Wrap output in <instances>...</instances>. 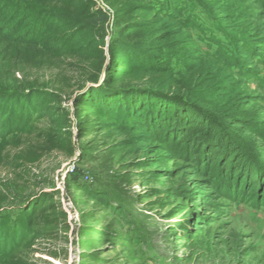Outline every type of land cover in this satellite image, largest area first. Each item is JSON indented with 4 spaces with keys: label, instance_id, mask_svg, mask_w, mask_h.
I'll list each match as a JSON object with an SVG mask.
<instances>
[{
    "label": "trees",
    "instance_id": "16d2710c",
    "mask_svg": "<svg viewBox=\"0 0 264 264\" xmlns=\"http://www.w3.org/2000/svg\"><path fill=\"white\" fill-rule=\"evenodd\" d=\"M191 1L203 7L228 45L210 33L202 38L217 45L215 51L185 57V46L194 41L189 28L201 26L192 12L184 18ZM258 1L264 7V0ZM248 21L235 0L4 1L0 139L37 131L49 144L63 145L71 134L73 107L80 130L115 140L113 153L122 161L132 157L123 165L140 184H151L144 197L150 205L161 211L170 206L168 217L184 218L195 212L189 210L191 195L165 187L175 177L171 166L177 157L190 162L187 173L210 175L217 159L213 151L227 147L225 142L229 146L244 134L264 140L259 104L244 89L245 78L258 74L249 71L246 42L257 39L248 33ZM197 148L213 155L210 170L196 159ZM224 159L218 158L227 167ZM21 162L20 156L0 149V166L15 172ZM241 171L231 167L229 177L238 179ZM198 192L193 191L194 199L204 198L206 193ZM102 205L103 214L115 210L107 199ZM41 210L30 213V228L15 223L6 230L0 223V263L32 264L29 257L39 238L32 228ZM204 215L203 210L191 218ZM181 231L176 236H190Z\"/></svg>",
    "mask_w": 264,
    "mask_h": 264
},
{
    "label": "rangeland",
    "instance_id": "374dc122",
    "mask_svg": "<svg viewBox=\"0 0 264 264\" xmlns=\"http://www.w3.org/2000/svg\"><path fill=\"white\" fill-rule=\"evenodd\" d=\"M235 2L247 13L248 33L257 39L246 42L249 71L258 74L245 78L244 89L259 104L264 122V7L258 0ZM183 12L184 18L191 12L197 15L194 23L201 24L189 28L194 41L185 46V57L215 51L218 46L202 38L210 33L227 44L197 1L187 3ZM39 77L45 80L43 74ZM69 110L71 134L63 145L49 144L37 131L12 132L0 139V149L22 161L15 172L0 166V223L6 230L15 223L30 228V213L42 209L32 228L39 237L33 246L36 252L29 257L32 264H264V140L244 134L229 146L228 141L220 142L227 147L213 151L217 159L210 175L187 173L190 162L177 157L171 166L175 177L165 187L191 195L189 210L195 214L204 210L205 215L192 220L195 214L190 212L184 218H170L166 214L170 206L161 211L144 198L151 184H140L133 170L123 165L132 157L122 161L113 153L115 140L80 130L74 108ZM202 149L195 150L196 159L207 162L210 170L213 155ZM224 157L227 167L218 160ZM235 166L243 170L238 179L229 177ZM195 189L206 193L204 198L194 199ZM104 199L115 209L110 214H103ZM181 229L190 236H176ZM0 264L9 263L3 259Z\"/></svg>",
    "mask_w": 264,
    "mask_h": 264
}]
</instances>
